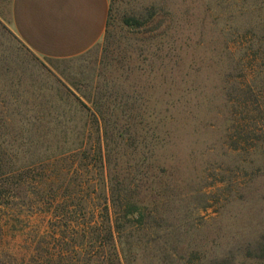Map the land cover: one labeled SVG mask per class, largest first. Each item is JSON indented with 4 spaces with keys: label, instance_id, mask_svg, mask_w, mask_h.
<instances>
[{
    "label": "rangeland",
    "instance_id": "374dc122",
    "mask_svg": "<svg viewBox=\"0 0 264 264\" xmlns=\"http://www.w3.org/2000/svg\"><path fill=\"white\" fill-rule=\"evenodd\" d=\"M111 2L66 61L0 17V264H264V0Z\"/></svg>",
    "mask_w": 264,
    "mask_h": 264
},
{
    "label": "crops",
    "instance_id": "0c3cea01",
    "mask_svg": "<svg viewBox=\"0 0 264 264\" xmlns=\"http://www.w3.org/2000/svg\"><path fill=\"white\" fill-rule=\"evenodd\" d=\"M111 0H0V17L35 56L66 61L103 42Z\"/></svg>",
    "mask_w": 264,
    "mask_h": 264
},
{
    "label": "trees",
    "instance_id": "16d2710c",
    "mask_svg": "<svg viewBox=\"0 0 264 264\" xmlns=\"http://www.w3.org/2000/svg\"><path fill=\"white\" fill-rule=\"evenodd\" d=\"M111 7H112V2L110 4V9H109V13H108L107 27H106L105 36H104V39H103L104 43H107L108 39L110 38V29L112 27V20H113L112 19V8ZM122 22L125 25H130L131 22H132V24L139 25V21H137L134 18L133 19L132 18H124ZM0 162H1V159H0ZM16 189L17 188L13 187V185H10L9 183L7 185L0 184V197L4 198L5 200H8L6 198L9 197L10 195H12V196L16 195V193H17ZM36 193H37V195L40 196L41 199H44V202L46 204H50L49 203L50 200L46 199V198L51 196V193L49 192V190L47 191L44 188L43 189L39 188V190H37ZM123 206H124L123 213H122L123 214V218L127 219L129 217L135 216L136 213H139V210L136 207L128 205V203H126ZM43 212H46V211H43ZM86 228H88V227L86 226ZM114 230H116L115 225H111L110 221L108 220V218L106 219L103 227L101 229H99L100 233L103 235L102 239L106 240V241H108V240H112L113 241V231ZM44 239H45V237H44ZM41 242H43V241H41ZM39 245L36 246L37 247L36 251H38V249L41 248ZM112 251H113L112 257H110V259L106 260V261L109 260L108 263H106V264H122L120 262L119 253H117V251H115V245L114 244H112ZM33 261H34V258H33ZM48 261H49V253L44 255L43 259H41V262L43 264H47Z\"/></svg>",
    "mask_w": 264,
    "mask_h": 264
}]
</instances>
